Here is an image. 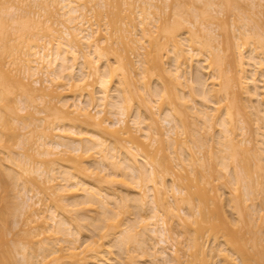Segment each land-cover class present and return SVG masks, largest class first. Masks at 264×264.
<instances>
[{
    "label": "bare ground",
    "instance_id": "bare-ground-1",
    "mask_svg": "<svg viewBox=\"0 0 264 264\" xmlns=\"http://www.w3.org/2000/svg\"><path fill=\"white\" fill-rule=\"evenodd\" d=\"M16 1L18 5L10 1L3 7L0 24L4 25L5 21L8 24L9 21L12 26L20 25V28L16 26L18 32L20 30L17 32V39L22 38L20 41L25 38L23 35L29 36L19 47L7 45L0 39V109L5 106L7 92H19L15 108L12 105L13 109L10 108L13 110L12 122L3 121L0 110V127L13 135H20L19 128L26 129L28 135H16L17 147L22 152L7 159L14 170L17 197L20 199L18 208L25 213L23 225L26 226L24 233L28 240L18 245L22 264H139L138 258H132L133 254L136 255L135 250L140 252L139 256L148 258L149 264H264V231L261 232L260 223L255 226L260 217L264 220V215L256 214L259 219L255 220L253 214L258 209L251 200L257 194L264 199V165H261L264 161V156L261 157L264 154V50L259 51L260 46L257 45L248 51L242 47L241 41L238 44L245 37L251 43L264 37V22H259L258 15L260 8L264 7L261 3L264 0H242L249 6L244 19L251 20L254 26L245 22L231 23L237 49L235 56L231 47L227 48L226 55L221 56L211 44L217 29L215 16L221 12L214 0H197L205 4L204 22H200L193 12L192 21H186L184 17L178 24L179 21L174 19L179 12L174 11L172 23L179 25L178 29H183V22H187L189 27L178 32L174 24H171L173 27L167 26L161 31L163 42L158 36L161 24L157 23H166L163 17L166 12L161 6L165 4L168 7L167 0L163 4L161 0H139L144 5L132 7L135 12L132 16L135 17L130 16V11L125 13L124 10L120 15L122 11L115 9L118 13L115 11L114 16L133 22L135 18L138 28L133 24L134 32H131L126 30L127 25L122 29L121 24L113 30L116 38L112 39L118 40L124 48L131 44L133 36L139 37L134 38L138 49L143 50L142 43L148 44L145 60H142L140 51L136 52V75L140 78L146 75V80L151 77L156 81L168 79L161 84L162 87L159 85L158 92L148 85L136 84V69H133L127 52L116 51L112 47L116 41H109L106 45L103 35L99 34L100 28L86 18V14L93 11L99 14L105 7L103 0H30L34 7L46 13L45 16L39 11L30 13L19 7L26 0ZM120 1V5H116L118 0L115 5L111 4L112 11L122 4L128 10L131 3L138 0ZM54 3L57 9L53 8ZM100 13L103 14L102 11ZM20 16L26 17L21 23V19L17 21ZM60 17L69 26L60 22ZM58 24L60 29L56 27L57 30L55 26ZM156 26L158 30L155 32L153 28ZM8 27L11 26L4 28ZM31 27L36 28L35 31ZM103 28L106 33L108 27L103 25ZM108 30L111 36V28ZM200 32L209 44L206 42L203 57L198 56L194 48L195 44L203 45L198 41ZM126 39L131 41L128 46ZM163 52L168 61H162ZM3 56L9 57V61H2ZM224 59L227 62L224 63ZM223 64L227 65L224 67ZM194 65L195 77L191 72ZM201 69L208 74L206 79L199 74ZM209 78L213 82L208 86ZM257 78H262L259 85ZM186 88L193 92L188 90L187 95ZM241 95L246 96L245 101ZM211 96L213 100L208 99ZM196 97L204 103L201 107L196 106ZM134 98L138 102L132 108ZM164 101L169 105L166 108L162 107ZM37 104H41L43 109H36ZM245 108L246 112L249 110L247 115ZM30 110L36 115L48 111L53 125H47L41 117H33ZM23 112V115H18ZM240 113L248 119L250 114L253 115L251 121L246 119V123L254 122V132L259 137H255L258 139L256 142H251L249 136L244 137L247 129ZM108 115L111 119L106 117ZM28 116L33 119L18 120ZM183 134L184 140L179 141L177 137ZM30 136L35 137L33 141ZM163 136L172 148L169 158L162 152ZM194 139L198 145L192 143ZM158 142L161 154L157 157L159 148H153ZM246 143L247 147H241ZM212 144L220 147L216 149L219 151L217 157ZM202 146L212 151L210 154L207 150L213 160L220 159L217 167L223 170L221 178L227 176L233 190L243 182L246 203L239 200L236 193L233 196L236 204L234 201L232 206L238 208L236 224L228 217L223 195L216 192V186L212 187L211 181H201L202 176L196 174V165L205 171L214 168L204 161L206 157L203 159L204 155L200 153ZM238 148L252 157L253 166L248 162L247 165L251 166L256 177H249L252 173L249 166L239 171L244 175L246 168V176H242L236 168H229L230 163L223 162L228 158L233 163L237 162L236 152L241 151ZM222 152L227 156L220 157ZM117 183L125 186V195H118L121 189L117 193L116 188H111ZM254 191L256 196L251 194ZM237 197L239 199L236 200ZM248 199L250 204H247ZM237 204L243 206L241 211ZM90 212L95 214L92 216ZM122 213H128L127 221L124 214L123 218L120 217ZM130 214L135 216L133 220L129 218ZM254 220L257 222L251 224ZM0 224L1 241L5 240V229ZM233 225L240 227L236 229ZM248 228L253 229H250V235ZM111 237L114 244L116 241L119 243V249L126 256L123 263L105 257L108 251L103 249L104 241ZM218 237L226 250L216 242ZM210 238L216 243L210 245ZM0 243L3 246L4 241ZM217 245L219 247L215 248ZM130 247L135 253L130 251ZM2 254L0 264H11V254Z\"/></svg>",
    "mask_w": 264,
    "mask_h": 264
},
{
    "label": "rangeland",
    "instance_id": "rangeland-1",
    "mask_svg": "<svg viewBox=\"0 0 264 264\" xmlns=\"http://www.w3.org/2000/svg\"><path fill=\"white\" fill-rule=\"evenodd\" d=\"M11 2L13 1L14 3H12V4H14V5H18L19 3H16L17 1L16 0H10ZM9 0L7 1L6 0V2H5V0H0V12L3 10V7L4 6H6V5H8V3L10 4L11 2H10ZM104 1V4H105V7L104 8H102L101 9V11H102V15H100L101 13V11H99V14H95V12L93 11V12H91V13H87L86 14V18L90 21V23H96L97 24V27L98 28H100V30L99 31H101V32H99V34H101V36L103 37V39L105 40V44L106 45H108V43H109V41H116V45H114V46H112L114 49H116V51H119L120 53L121 52H124V51H126L127 52V56L129 57V59H130V61L132 60V64H133V69L135 70L136 69V67L137 66H135L136 64H135V62H134V60L136 59V57H138V56H136V52L138 51H140L139 53H140V55H141V57H142V60H145V56H147L146 54H147V51H148V49H146L147 47L146 46H148V44L147 43H145V44H147V45H145L144 43H142V46H144L143 47V50L142 49H138V47H137V43L135 42V39L134 38H139L138 36H133L131 39L133 40L132 42L129 40L128 42H127V39H126V43H127V45L126 46H128V43H130L131 42V46L135 49V51H133L134 49H132V47L129 45L128 47L129 48H131V49H129L128 47H123V45H122V43H119V41L118 40H116V39H112V37L114 38H116V34L114 33V29H117V27H121V24L123 25L122 27V29H124V28H126V26L125 25H127V27L128 28H126V30H132V25L133 24H135L134 25V27H137L138 28V26H136V25H138L137 24V20L135 21V18H134V22H133V20L132 21H130L128 18H122V19H120L119 17L117 18V16H114V15H116V12L115 11H117V10H115V9H118V11H122L121 13L119 12V14L120 15H123L124 13V10H125V13H128V11H130L131 13H130V16H132V15H135V12H134V9L132 8L134 5H141V6H143L144 4H142L139 0L138 1H136V2H134V3H131L132 5H130V8H128V10H126L125 9V7L123 6V4H122V6L120 7V6H117V8H113V11H112V7H111V4L112 5H115V1H117V0H103ZM111 2V3H110ZM160 2V1H159ZM163 2H164V0H161V3L163 4ZM168 2V3H167ZM167 2H166V4L168 5V7H165L166 5L165 4H163L164 5V7H163V5L161 4V3H159V5L161 6V8H163V10H164V12H166L165 14H164V12H163V14H161V16L163 15V17L165 18V21H166V23H164V22H161V23H157V25H159V24H161V27H159V31L158 32H160V34H158V36H159V38H160V41L161 42H163L164 41V39L162 38V30L163 29H165L167 26L168 27H173L171 24H174L175 25V22L174 23H172L173 22V20L172 19H174L175 17V15H174V11H177V12H179V14H181V15H179L178 14V17H176L175 19H174V21H179V23L178 24H180V22L181 21H183L182 19L185 17V19H187L186 21H192V19H193V17H194V15L196 14L197 15V17H198V20L200 21V22H204V18H205V16H206V9H205V4H204V2L203 1H197V0H167ZM214 2L216 3V5H217V7L218 8H220V13L218 14V15H216L215 17V25L217 26V29L215 30V40L214 41H211V44L213 45V46H215L216 48H217V50H216V52H218L221 56H224V55H226V53L228 52V47H231V49L233 50V52H234V56L236 55V53H237V49H236V44H234L235 43V41H234V37H233V31H232V28H231V23L233 22V21H237V25L238 24H241V23H243V22H245V23H247L249 26H254V23L251 21V20H245L244 19V14H245V12L246 13H248V10H249V6L246 4V2L245 1H242V0H214ZM122 3L120 0H118V3H116V5L118 4V5H120V4ZM158 3V2H157ZM261 3L262 4H264V1H261ZM56 3H54V7L53 8H55V6H57V4L55 5ZM19 7H21L23 10H26V12L27 11H31L30 13H32L33 11L35 12H37V11H39V12H41L42 13V16H45L46 15V13L43 11V10H39V8L38 7H34V5H33V3L30 1V0H26L25 1V3L24 4H22V6H21V4H20V6ZM118 7H120V9L118 8ZM58 7H56L55 9H57ZM166 8V9H165ZM216 8V7H215ZM123 9V10H122ZM129 9H133V10H129ZM110 11H112V12H110ZM118 11H117V13H118ZM132 11H133V13H132ZM25 12V11H24ZM115 12V13H114ZM174 12V13H173ZM193 12H194V15H193ZM111 13H112V15H111ZM191 14H192V16H191ZM23 16H24V14H22ZM56 15V14H55ZM54 15V18H56V20L58 21V16L56 15L55 16ZM258 15L260 16V23H262V22H264V7H261L260 8V13H258ZM23 16H20V18H19V20L17 19V21H20V19H21V21L19 22V23H21V22H23L24 20H25V18L26 17H23ZM30 16V15H29ZM166 16V17H165ZM112 17H116V18H114L113 20L112 19H110V18ZM132 17H135V16H132ZM174 17V18H173ZM61 18V17H60ZM23 19V20H22ZM53 19V18H52ZM62 19V20H61ZM59 21L60 22H62L64 25H68L69 26V24H68V22H66V21H64V19L63 18H61ZM108 19H110V21L112 20L113 22H115V23H113V22H110ZM118 19V20H117ZM127 19V20H126ZM181 19V20H180ZM106 20L107 21H109L110 22V25L108 26L107 25V23H109V22H106ZM120 20H126V22L125 21H123V23H122V21H120ZM129 20V21H128ZM105 22V23H104ZM130 22H132V24L130 23ZM4 23V22H3ZM67 23V24H66ZM111 23L112 24H114V25H111ZM185 23V24H184ZM7 23H6V21H5V23H4V25H1L0 24V39H2V41L4 42L5 41V44H7L8 45V43L9 44H14V45H17L18 47H19V45H21L22 46V43L24 42H26V40L28 39L27 37L29 36L28 34L27 35H23V37H25L23 40H21L20 41V39H22V38H18L17 39V35H19V34H17V32H18V28H16V26L17 27H21L20 25H14V26H12V24L11 23H9V21H8V24L6 25ZM17 24H18V22H17ZM23 24V23H22ZM106 24V25H105ZM167 24H169V25H167ZM182 24H184L183 26V29H181V27L178 29V26H174V27H176V29H178L179 31L178 32H181L180 30H183L182 32H184V30H186L188 27H189V25L187 24V22H183ZM55 24H52V26H54ZM59 25V24H58ZM103 25L104 26H106V28L108 27V28H111V30H110V32L112 33L111 34V36H110V33H108L107 31H109L108 30V28L106 29V33H105V31H102L104 28H103ZM120 25V26H119ZM162 25H164V28H163V26ZM166 25V26H165ZM171 25V26H170ZM262 25H264V23H262ZM5 26H11L10 28L8 27V28H4ZM93 27L95 26V25H92ZM181 26V25H180ZM59 28L60 27V25L59 26H55V29H57V28ZM14 28V29H13ZM101 28H103V29H101ZM36 29V28H35ZM35 29H33V27H31V30H33V31H35ZM60 29V28H59ZM11 30V31H10ZM58 30V29H57ZM129 30V31H130ZM158 30V26H156L155 28H153V31H157ZM16 31V32H15ZM113 31V32H112ZM138 31V30H137ZM164 31V30H163ZM15 32V33H14ZM19 32H20V30H19ZM18 32V33H19ZM24 32V31H23ZM38 32H40L39 34H41V30L40 31H38ZM59 32V31H58ZM103 32V33H102ZM131 32H134V30H132ZM44 33V32H43ZM114 33V34H113ZM140 34V33H139ZM138 35V34H137ZM161 35V36H160ZM101 36H98V37H100V39H102V37ZM20 37V36H19ZM22 37V36H21ZM107 38L108 39V41L105 39V38ZM130 37H131V35H130ZM51 38V37H50ZM246 39H241V40H239L238 41V44L240 43V41H241V43L243 44V48L245 49V50H250V48H252L253 46H260V47H258V49H259V51L260 50H264V37H262V38H260V40H258V41H255V43H251L250 42V40L248 39V37H245ZM161 39H163V40H161ZM99 40V39H98ZM2 41H0V42H2ZM198 41H200L201 43H203V45H194L195 47V49L197 50V52H198V56H200V57H203V54H205L206 53V37L203 35V32H200L199 33V37H198ZM18 42V43H17ZM23 43V44H24ZM39 43H43V41L42 42H39ZM240 43V44H241ZM207 44H208V42H207ZM101 45H104V43H102ZM135 45V46H134ZM209 45V44H208ZM20 46V47H21ZM117 47V48H116ZM146 47V48H145ZM119 48V49H118ZM148 48H149V46H148ZM138 49V50H137ZM200 49V50H199ZM145 50H146V52H145ZM145 53H144V52ZM201 51V52H200ZM248 51L246 52V54L248 53ZM126 52H124V53H126ZM143 53V54H142ZM123 54V53H122ZM164 55H165V57H166V54H164V52H163V58H165L164 57ZM167 55H168V53H167ZM4 57V59H2V61L3 60H6V62H7V60L9 61V57H7V58H5V56H3ZM144 58V59H143ZM162 58V61L163 62H165V61H168L169 59H168V56H167V58H165V59H163ZM147 59V58H146ZM111 62H112V59L110 60ZM223 62L225 63V62H227L226 61V59H224L223 60ZM112 64H114V63H112ZM135 64V65H134ZM185 65V64H184ZM224 65H227V64H223V66ZM143 66H145V65H143ZM225 67V66H224ZM134 70L132 71L133 73H134ZM196 68H195V65L191 68V72H192V74H193V77H195V74H196ZM132 73V74H133ZM136 73H137V69L135 70V79L137 78V82H136V84H143V85H148V87L150 86L151 88H152V90H155V91H159L160 90V88L162 87L161 86V84L163 85V82H168V79H166V78H163L164 80H157L156 81V78H153V77H151V79H148L147 78V80H146V77H148V76H146L145 75V73H144V77L145 78H140V77H138V75H136ZM199 74L201 75V77L202 78H204V79H206L207 77H208V74H205V71H204V69H201L200 70V72H199ZM137 76V77H136ZM139 78V79H138ZM150 78V77H149ZM261 79L262 78H257V80H259V81H257V84L259 85V83H261L260 81H261ZM166 80V81H165ZM145 81H147V83L145 82ZM159 81V82H158ZM207 82H208V86H209V84H211L212 82H213V80L211 79V78H209L208 80H207ZM193 85L195 84L196 85V83H192ZM191 84V86L192 87H194L193 85ZM214 85L216 84V82L215 83H213ZM159 85L161 86V87H159ZM216 86V85H215ZM195 88H196V86H195ZM189 89H185V92H186V94L188 95L191 91L189 90V93L187 92ZM196 90V89H195ZM14 92H15V90H14ZM10 93V92H7L6 93V98H5V100H4V103H5V106H3L0 110H1V113L3 114V118H2V120L3 121H5V120H10V122L9 123H11L12 122V114H13V110H11V109H13V107L15 108V104H16V98H17V96H18V94H19V92L18 91H16V93ZM18 92V93H17ZM193 92V91H192ZM58 93V92H57ZM56 94V93H55ZM243 98L244 97H246L245 95H241ZM197 98V97H196ZM212 98H214L213 96H211V97H208V99L209 100H213ZM242 98V99H243ZM135 100H134V103H133V105H132V108H135V106L137 105V100H136V98H134ZM193 99H194V96H193ZM245 99L246 98H244V101H245ZM195 102H197L196 104V106L197 107H199V105H200V107H201V103L202 104H204L203 102H200L199 101V99L197 98V99H195L194 100ZM167 101H164V103H163V105H162V107H164V108H166V106H169V105H167L168 103H166ZM53 103V102H52ZM247 103V102H246ZM1 104V103H0ZM208 104H210V103H208ZM207 104V105H208ZM13 107H12V106ZM35 106H37V107H35L36 109L38 108V109H43V107H42V105L41 104H37V105H35ZM11 108V109H10ZM31 111V114L33 115V117H41V118H43L44 119V122L47 124V125H53V124H50V123H52L51 122V119H52V116L48 113V111H45L44 113H42L41 115H36L35 113H34V111L33 110H30ZM33 111V112H32ZM245 112V114L246 113H248L249 112V110L247 109V111L248 112H246V108H245V110H244ZM24 114V112L23 113H18V115L20 116V115H23ZM241 114V113H240ZM242 115V114H241ZM247 115V114H246ZM14 116V115H13ZM243 117H242V120L245 122V127H246V131H247V134L244 136L245 138H248V136H249V140H251V142L253 141V142H256L258 139H256L255 137H258V136H256L255 135V130H254V122H250L251 124H247L246 122V119H248V118H246V116H244V115H242ZM249 116V115H248ZM247 116V117H248ZM253 115L252 114H250V119H251V117H252ZM33 117L31 116H28V117H19L18 118V120H22V121H30V120H32L33 119ZM106 117H110L109 115L108 116H106ZM154 117H156V115H154ZM22 118V119H21ZM253 118V117H252ZM109 119H111V118H109ZM250 119H248V120H250ZM252 120V119H251ZM250 120V121H251ZM50 121V122H49ZM189 121V120H188ZM190 122V121H189ZM199 123V122H198ZM197 123V124H198ZM1 126V125H0ZM190 127H191V125H190ZM16 129V128H15ZM17 130V129H16ZM16 130H14V131H16ZM19 133H20V135L21 134H23V133H26V135H27V132H26V129L25 130H22L21 128H19L18 130H17ZM178 131V130H177ZM15 134L17 133V132H14ZM217 133V132H216ZM16 135H19V134H16ZM16 135H13L10 131H8L7 129H4V128H2V127H0V211L1 212H3V213H0V214H2L1 216L3 217H0L1 218V221H0V223H2V228L4 227V229L5 230H3V231H5L4 233V236H5V240H3V239H1V241H4V244H3V246H0V254H5V255H8V253H9V255L11 254V256H10V258H11V264H22V258H21V255L19 254V251H18V245H20L21 243H27V240H28V238H27V236L25 235V233H24V230L26 229V226H24L23 225V219H24V214H23V211L21 212V209H19L20 208V206H18V204L20 203V199L17 197L18 195H17V189H16V186H15V184H16V182H15V180H14V170L12 171V164H9V162H8V158L9 157H14V156H16L17 155V153L18 152H22V149H20V148H18L17 147V144H16ZM19 135V136H20ZM30 135H32V134H30ZM217 135V134H216ZM19 136H17V138L19 137ZM23 136H25L24 134H23ZM28 136V135H27ZM182 136H184V134L183 135H179L177 138L179 139V141H182V140H184V138L182 137ZM31 137V136H30ZM194 137V136H193ZM35 138V137H34ZM33 138V136L31 137V140L32 139H34ZM195 138V137H194ZM259 138V137H258ZM188 139V138H187ZM196 139V138H195ZM195 139H194V141H192V143H194L195 142ZM252 139H256L255 141L254 140H252ZM189 140H190V138H189ZM192 140H193V138H192ZM33 141V140H32ZM188 143V142H187ZM31 144H32V142H31ZM190 144V143H189ZM195 144H197V142H195L194 143V145ZM159 142L158 143H156L155 145H154V148L153 149H157V148H159ZM163 153L169 158L170 157V152H171V150H172V148H170L169 147V145H168V142L165 140V138H164V136H163ZM190 145H192V144H190ZM198 145V144H197ZM215 146V147H213V146ZM211 146L216 150L217 148H219L220 149V147H218L216 144H212ZM206 146V145H205ZM244 146H248V144L246 143V144H244V145H241V147H244ZM203 147L204 146H202V147H200L201 149V151H200V153H202L203 155H204V157H203V159L205 158V159H209V158H211V157H209V156H211V155H209V149L207 148H205L204 147V150H203ZM194 149L195 150H197V146H195L194 147ZM213 149V152H215V150ZM239 150H241V151H237L236 153H237V155H236V161L237 162H235V163H233V160L231 159L230 160V158H228L227 160L225 159V161H223L224 159H222V161L223 162H226L227 164H229L230 166H229V168H231V166L233 167V168H236L237 169V173L240 171V170H244V169H242L243 167H246L247 168V166H249V164L252 162L253 163V160H252V157L249 155V154H247V153H244V152H242V149H240V148H238ZM209 152H208V151ZM218 150V149H217ZM216 150V154H218L217 152H219V151H217ZM157 151V157L161 154L160 153V148L159 149H157L156 150ZM206 151V152H205ZM212 152V151H211ZM210 152V154H212ZM223 153V152H222ZM220 154V157L221 156H223L225 153H223V154ZM207 156H206V155ZM197 155H201V154H197ZM203 155H201V156H203ZM217 156H219V154L218 155H216V157ZM224 156H227V155H224ZM247 156V157H246ZM262 156H264V154H262L261 155V157ZM243 157H245V159H250L249 161H246ZM243 158V159H242ZM204 159V161L205 162H207L208 164H210L211 166L213 165L214 166V168L216 167V169L215 170H212V169H214V168H211V170L209 171H205V170H203L202 168H200L199 166H195V169H196V174L198 175V176H202V178H201V181H208V182H210L211 181V186L212 187H214V186H216V188H215V190L216 189H218L216 192L217 193H221V195H223L222 197V199H223V203H224V208L226 209V211H227V214H228V217L230 218V219H233V220H235L234 222V224H236V219L238 218L237 216V213H236V209H238V208H236V205H235V209H234V206H232L233 205V203H234V201H235V198H233V196H234V194L236 193L237 195H238V197L240 198H236V200L237 199H239V200H242V202H245L244 201V191H243V187H242V185H243V182H242V185H241V183L239 184V186L237 187V189L236 190H233V187H232V185L231 184H229V182H228V179L226 180V178H227V176H225V178H221L222 177V171L223 170H220L221 168L220 167H217V166H219V165H217L218 163L220 164V159L219 160H216L217 158H215V160H213L214 159V157L212 156V162H211V160L209 161V160H205ZM245 160V161H244ZM209 161V162H208ZM235 161V160H234ZM243 161L244 162H246V165L244 166V164L245 163H243ZM211 162V163H210ZM247 162L249 163L248 165H247ZM213 163V164H212ZM237 163V164H236ZM250 164L251 166H253V164ZM262 164L261 165H264V161H262L261 162ZM207 164V165H208ZM236 164V165H235ZM243 164V165H242ZM210 166V167H211ZM212 166V167H213ZM251 166H249V168H251ZM11 167V168H10ZM219 168V169H218ZM233 168H232V170H233ZM246 168H245V173L243 172V174L245 175L246 174ZM262 168H264V167H262ZM14 169V168H13ZM208 169H210L209 167H208ZM252 169V168H251ZM217 170H218V172H217ZM221 172H220V171ZM250 170V169H249ZM249 170H247V171H249ZM216 171V172H215ZM236 171V170H235ZM250 171H252V173H250V176L249 177H251V176H255L254 174V171H253V169L252 170H250ZM212 172V173H211ZM210 173V174H209ZM214 173V174H213ZM217 173V174H216ZM221 173V176L220 175H218V174H220ZM239 173H241V172H239ZM238 173V174H239ZM249 173V172H248ZM254 173V174H253ZM216 174V175H215ZM211 175H213V176H211ZM240 175H242V173L240 174ZM244 175H242V176H244ZM218 176H220V178L218 177ZM224 176V175H223ZM241 176V177H242ZM246 176V175H245ZM12 177V178H11ZM214 177V178H213ZM219 178L218 180H217V178ZM256 177V176H255ZM254 177V178H255ZM216 178V179H215ZM251 178H253V177H251ZM212 179H213V181H212ZM247 180V179H246ZM227 181V182H226ZM169 182V181H168ZM253 182V181H252ZM199 183V182H198ZM201 183V182H200ZM249 184L251 185L252 183H250L249 182ZM115 185V184H114ZM114 185H111V188H116L115 189V191L118 193L119 192V190L121 189V191L123 192V191H125L123 194H122V192H120V193H118V195H125V193H127V189L125 188V186L123 185H121V184H116L115 186ZM122 187H121V186ZM200 185V184H199ZM214 185V186H213ZM253 185H255V183H253ZM113 186V187H112ZM126 189V190H123V189ZM253 189H254V187H252ZM109 190V189H108ZM107 190V191H108ZM250 190L251 191H253L251 188H250ZM256 190V189H255ZM219 191V192H218ZM130 193H131V191H130ZM255 193H257L256 191H254V193L252 192L251 194H252V196H254L253 194H255ZM232 196V197H231ZM255 196H256V194H255ZM235 197V196H234ZM260 197V198H259ZM230 198H233L234 200H232L231 199V201H233L232 203H231V201H229L230 200ZM250 198V197H249ZM255 199V200H254ZM254 199L251 197V200H253V204H254V207L255 208H257L258 209V212L257 213H254L253 214V217L254 218H256V214H258L259 215V213H260V215L259 216H262V215H264V199H262V196L260 195V194H257V196H256V198L254 197ZM237 203L239 204V201H237ZM246 203V202H245ZM251 203V201L248 199V201H247V204H250ZM235 204H236V201H235ZM238 204H237V207H240V209H239V211H241V207H243V206H238ZM242 205H244L243 203H241ZM182 206V205H181ZM181 206H179V207H181ZM19 207V208H18ZM183 208H185L184 206H182ZM122 209V208H121ZM20 210V211H19ZM185 210V209H184ZM245 210H246V208H245ZM245 210H243V212L245 211ZM186 212H187V209L185 210ZM58 213H60L59 211H57ZM131 214H132V209H131ZM134 212V211H133ZM256 212V211H255ZM91 213V212H90ZM89 213V214H90ZM136 213V212H135ZM180 213V212H179ZM21 214V215H20ZM23 214V215H22ZM95 213H93V215H94ZM123 214L124 213H122L121 215H120V217H124L125 216V220L128 218V213H126V215L124 214V216H123ZM131 214L129 215V218H131V220H133L134 219V217L133 216H131ZM134 214V213H133ZM67 215H69V214H67ZM91 215H92V213H91ZM92 215V216H93ZM70 216V215H69ZM2 219H3V221H4V223L2 222ZM123 219V220H124ZM258 219H259V217L257 216V218L255 219V220H257L258 221ZM243 220H246V218L245 219H243ZM248 220V219H247ZM252 221V223L251 224H253L254 222H257V221ZM260 221L262 220V218L260 217V219H259ZM127 221V220H126ZM239 221V220H238ZM257 222V224L255 225V226H258V224L259 225H261V227H262V230H261V232L262 231H264V220H262L261 222ZM124 223H125V221H123ZM242 223V222H241ZM244 223V222H243ZM246 223V222H245ZM239 224H240V222H239ZM250 224V226H252ZM255 224V223H254ZM244 225H246V224H241V226L243 227ZM0 226H1V224H0ZM254 226V225H253ZM252 226V228H254ZM240 226H238V228H239ZM246 227H247V225H246ZM174 228H175V226H174ZM233 228H236V229H238L235 225H233ZM245 228V227H244ZM258 228V227H257ZM177 228H175V230H176ZM243 229V228H242ZM242 229H239V230H242ZM246 229V228H245ZM250 229L251 228H248V232L250 231ZM255 230H256V227L254 228ZM244 230V229H243ZM251 230H253V229H251ZM254 230V231H255ZM246 231V230H245ZM250 232H252V231H250ZM250 232H249V234L248 235H250ZM85 232H83V234H84ZM244 233H246V232H244ZM262 233H264V232H262ZM89 234V233H88ZM86 236H87V233L85 234ZM85 235H84V237H85ZM245 235V237H246V235H247V233L246 234H244ZM205 238V237H204ZM248 238V237H247ZM109 239V240H108ZM108 239H106L105 241H106V243H105V241H104V247L105 248H103L105 251H108V253H106L105 255V257H107V258H110V260L112 259H116V261H119L120 260V262L121 263H123L124 262V258L126 257H124V253H122L121 251L122 250H120L119 249V243L116 241V243L114 244V238L113 237H111V238H108ZM112 239V240H111ZM180 240H181V238H179ZM214 239V238H213ZM212 239L210 238L209 239V244L210 245H213L212 243H216V242H218L219 243V245H220V247H222V249H225V247H224V245H221V243H222V241H221V238L220 237H218V241L216 240V242L215 241H211ZM0 241V242H1ZM113 241V242H112ZM110 242L111 243H113V244H110ZM3 243V242H2ZM118 243V244H117ZM148 243H150V241L148 242ZM217 243V244H218ZM1 244V243H0ZM119 245V246H118ZM132 246V244L130 245V244H127V246ZM215 245V244H214ZM215 248L216 247H219L218 245L217 246H214ZM224 247V248H223ZM131 249H130V251L132 250L133 251V247H130ZM108 249V250H107ZM117 249V250H116ZM221 249V248H220ZM217 250V249H216ZM226 250V249H225ZM5 251L7 252V254L5 253ZM136 251V255L134 256V254H133V252H132V258L133 257H135V258H138V263L139 264H149L148 262V258H146V257H144V258H146V259H144L142 256H139L140 254V252L139 251H137V250H135ZM119 252V253H118ZM3 254H2V256H3ZM122 254V255H121ZM136 256H138V257H136ZM143 256H145V255H143ZM10 258H9V260H10ZM111 260V261H112ZM126 260H128V259H126ZM218 260H220L219 258H218ZM217 260V261H218ZM113 261H115V260H113ZM123 261V262H122ZM136 261V260H135ZM220 264V263H219Z\"/></svg>",
    "mask_w": 264,
    "mask_h": 264
}]
</instances>
